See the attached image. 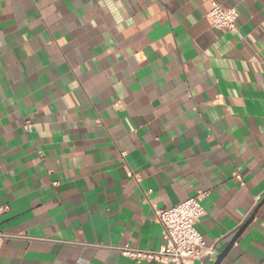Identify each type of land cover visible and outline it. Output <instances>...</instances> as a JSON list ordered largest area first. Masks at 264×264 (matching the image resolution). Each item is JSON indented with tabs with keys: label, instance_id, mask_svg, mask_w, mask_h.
Masks as SVG:
<instances>
[{
	"label": "crops",
	"instance_id": "crops-1",
	"mask_svg": "<svg viewBox=\"0 0 264 264\" xmlns=\"http://www.w3.org/2000/svg\"><path fill=\"white\" fill-rule=\"evenodd\" d=\"M216 1L237 30L211 0H0V264H174L121 247L198 190L213 264L264 197V0ZM218 264H264V201Z\"/></svg>",
	"mask_w": 264,
	"mask_h": 264
},
{
	"label": "built area",
	"instance_id": "built-area-1",
	"mask_svg": "<svg viewBox=\"0 0 264 264\" xmlns=\"http://www.w3.org/2000/svg\"><path fill=\"white\" fill-rule=\"evenodd\" d=\"M205 16L210 26L215 29L237 30L238 10L234 6H224L211 0V7ZM29 126L30 122L24 124L25 128ZM207 193L208 191L198 190L176 204L154 210L163 232V244L159 250L145 252L123 246L121 251L133 257L154 258L174 264H193L196 260L210 256L214 249L205 243L196 228V223L204 214L200 201ZM7 208L6 205L0 206V212Z\"/></svg>",
	"mask_w": 264,
	"mask_h": 264
},
{
	"label": "water",
	"instance_id": "water-1",
	"mask_svg": "<svg viewBox=\"0 0 264 264\" xmlns=\"http://www.w3.org/2000/svg\"><path fill=\"white\" fill-rule=\"evenodd\" d=\"M262 201H264V197L257 204L255 209L247 216V218L239 226H237V228L235 230H233V232H234L233 236L230 238V240L228 241L225 248L217 255L213 264H218L220 262V260L226 255V253L231 249L235 240L240 236V234L246 228V226L248 225L250 220L253 218V215L255 214L257 207L262 203ZM213 249H214V247H213ZM209 258H210V256H206L205 258H203L202 264H206L209 261Z\"/></svg>",
	"mask_w": 264,
	"mask_h": 264
}]
</instances>
